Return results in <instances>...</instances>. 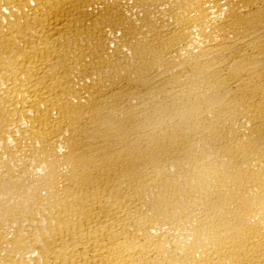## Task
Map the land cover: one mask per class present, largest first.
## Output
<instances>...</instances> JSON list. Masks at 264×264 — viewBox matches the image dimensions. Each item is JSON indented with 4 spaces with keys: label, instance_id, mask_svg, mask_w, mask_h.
Listing matches in <instances>:
<instances>
[{
    "label": "bare ground",
    "instance_id": "obj_1",
    "mask_svg": "<svg viewBox=\"0 0 264 264\" xmlns=\"http://www.w3.org/2000/svg\"><path fill=\"white\" fill-rule=\"evenodd\" d=\"M0 264H264V0H0Z\"/></svg>",
    "mask_w": 264,
    "mask_h": 264
}]
</instances>
